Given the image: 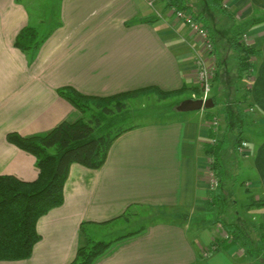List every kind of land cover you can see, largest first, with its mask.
<instances>
[{"label": "crops", "instance_id": "crops-1", "mask_svg": "<svg viewBox=\"0 0 264 264\" xmlns=\"http://www.w3.org/2000/svg\"><path fill=\"white\" fill-rule=\"evenodd\" d=\"M168 1L151 7L148 0H48L57 3L54 11L40 0H0V174L29 181L38 176L35 156L10 143L8 132L38 134L83 115L58 93L60 87L110 96L152 85L164 90L188 86L186 92L195 95L196 57L202 45ZM219 2L228 9L211 10L203 0L183 3L189 12L205 13V26L227 58L234 55L238 32L248 33L254 48L250 99L255 118L244 138L249 141L250 125L260 137L245 156L250 164L245 187L259 202L252 208L259 219L254 223L264 227V0ZM45 13L49 19L54 14L59 24L51 23L38 50L21 51L14 43L17 34L28 25L41 33L48 26ZM238 85L244 87V80ZM188 98L151 100L166 112L165 120L155 119L154 110L136 112L152 122L134 121L125 127L101 168L73 163L63 204L38 220L41 239L31 257L0 264H69L85 240L93 238L92 228L131 222V215L123 216L129 208L133 213L139 207L203 213L211 207L216 193L210 189L207 148L227 132L222 124L210 126L215 118L211 108L180 111L178 106ZM124 117L121 113L115 122ZM187 221L181 216L120 234L95 264H255L241 244L224 240L216 223L201 219L189 228ZM215 242L219 248L205 255L204 249Z\"/></svg>", "mask_w": 264, "mask_h": 264}, {"label": "trees", "instance_id": "trees-1", "mask_svg": "<svg viewBox=\"0 0 264 264\" xmlns=\"http://www.w3.org/2000/svg\"><path fill=\"white\" fill-rule=\"evenodd\" d=\"M168 2L169 5L183 10L189 9L183 3L184 0ZM203 2H208L206 4L211 10L225 9L219 0H203ZM190 13L206 25L204 12L194 9ZM238 33L232 47L235 50L234 55L228 58L220 53L218 41L212 39L215 50L219 51L220 58L218 60L217 56V62L222 70L216 73L217 92L212 98L215 105H225L221 111L225 116L227 133L221 139L214 138L216 141L210 143L207 148L213 160V168L220 180L218 193L211 197L210 205L217 207L219 213L215 221L222 222L230 234V238L223 237L224 240L230 243L238 242L255 264H264V227H261L263 232L254 238L252 229L258 227L255 223H251L248 229L250 223L247 222L246 231L241 228L243 225L240 221L241 227L236 224V219L239 218L238 200L234 198L230 200L229 194L233 195L234 190H231V193L227 192L226 187L234 160L232 153L238 154L237 148L244 140V133L248 124H251L250 118L255 111L250 99V85L254 77L252 65L254 48L242 41V35L246 32ZM46 36L47 33L41 34L37 27L28 25L20 30L14 43L17 48L28 54L38 50ZM228 52L229 49L227 50L229 55ZM240 80H244V87L238 85ZM188 88L184 86L180 89L164 90L152 85L110 96H98L84 94L73 86H63L58 88V93L71 102L83 114L82 116L65 119L53 128L38 134L22 135L17 131L8 132L9 142L35 156L38 176L29 181L13 174H0V261H17L31 257L35 244L41 239L37 229L38 220L51 209L63 204L64 187L73 163L93 169L101 168L105 164L113 142L125 131V128H120L113 133L111 128L121 113L123 114L127 109L128 99L155 93L158 99L163 100L182 95ZM194 89H198V86ZM92 107L98 110L90 111ZM88 111L91 112L89 118L86 116ZM257 204L259 205V202L252 201L246 207ZM129 212L130 208L123 216ZM158 217L162 221L171 220L161 213L157 215ZM159 219L153 222L161 221ZM83 228L84 225L81 226V231ZM135 233L137 232H131L129 235ZM118 240L87 238L78 248L76 258L69 264H95ZM215 244L218 245L217 242ZM218 248L219 245L216 249Z\"/></svg>", "mask_w": 264, "mask_h": 264}, {"label": "rangeland", "instance_id": "rangeland-1", "mask_svg": "<svg viewBox=\"0 0 264 264\" xmlns=\"http://www.w3.org/2000/svg\"><path fill=\"white\" fill-rule=\"evenodd\" d=\"M42 1H43L44 4L51 5V8L54 11L58 10V8L56 6V4H57L56 2L52 4V2H48V0H40V3ZM54 4H55V8H54ZM32 8L34 10V5L33 4H32ZM45 16H46L45 17L46 19H44V20H45V22H48L49 24L47 23L48 26H46L44 28V30L43 29L41 30L42 34H45L46 32H48V29H50L51 25L55 24V22L57 21L56 16L54 14L52 15L51 19L48 18V14L46 15V13H45ZM214 51H215V48H214ZM230 61L233 62L232 60H230ZM222 69H223V67H222ZM218 70L219 71L221 70V66L220 65H218ZM197 71H198V67L196 65V74H197ZM216 75L214 76L213 81L211 83V92L208 94V96L205 94L204 90L199 85L198 89H196V91H194L195 95H193V96H191L190 91H188V92H184L182 95L170 97V98L163 99V100H169V99L171 100V98H178V97H182V98L190 97V98H194V99L202 98L203 100H206V99H208L210 97L212 98V95H215L216 92H217L216 91V87H217V84H218L217 83L218 80H217ZM197 78H198V75H197ZM145 97H147L146 98V99H148L147 101H145ZM157 98L158 97H157V95L155 93H151V94H146V95H143V96H140V97H137V98L128 99L127 100V109L124 110L125 111L124 112V116L125 117L122 118L121 120H118V122L114 123V125L111 128L113 133L119 131L120 128L129 127L134 121L135 122L144 121L146 123V122H149V120L151 119L149 117H147V118L140 117L139 118L137 116L136 112H141L142 114H144V113H146V112H148L150 110H154L156 112L154 114L155 119H159V118H162L164 120L167 119V117L165 116L166 112L165 111L160 112V110L156 106V104L155 105L152 104L151 100L156 101ZM143 102H145V103H143ZM222 107L225 108V105L223 106L222 104H220L218 107L215 108V104H214V106H212L210 108L213 109L212 111L215 113L214 114L215 117L217 119H219V121H220L219 122V126H220V124H222L223 127H226L225 116L222 114L223 112L221 111ZM203 109H208V108H203ZM97 110L98 109L95 108V107H92L90 109V111H97ZM90 111L87 112V115H86L87 118L91 114ZM194 111H197V110H192L190 112H194ZM80 114H81V112H80ZM179 114H181V113H178L177 115H179ZM135 117H136V119H135ZM254 118H255V116H251V118H250V120L252 119V123H253L252 126L254 125ZM250 120H249V122H250ZM151 122H152V119H151ZM211 122H212V120L209 121L210 126H212ZM252 126L250 125L251 128L246 133V136L249 138V141H248V139L244 138L245 140L248 141L249 149L251 151H253V149H254L253 146L256 143V139L255 138L260 137V136L254 135L252 133L254 131V130H252L253 129ZM255 128H257V127H255ZM232 156H233L234 160L232 161L231 170L229 171L230 174H229V178L227 179L228 182H226V187L228 188L227 192L230 191V193H231V190H234V194L233 195H231L232 193L231 194L228 193L230 200H233V198L235 200L236 199L238 200L237 209L239 210V213H238L239 218L236 219V224H238L240 226V223H239V221H240L242 223V225H243L242 227L241 226L240 227L244 231H246L247 222L250 223L249 227H247L248 229H250L251 223H254L255 221L258 223V221H259V219H256V220L254 219V215L255 214L252 211L253 206L252 207H250V206L246 207L247 204H249L250 202L253 201V199H252L253 194H251V192L249 190H247L246 187H245L246 179H248V177H249L248 171H249L250 164H248V161L246 159L248 157H245V156H243V155H241L239 153L238 154L232 153ZM218 188H219V186H218ZM215 193L216 194L218 193V189H215ZM206 209L207 210H203V213H198L196 211H187V212L183 211V212H181L180 210H177V209L176 210L175 209H170L169 210V209H159V208H151V207H139L136 210V212L133 213L130 210V212L128 214H126V216H124V217H127L128 215H131V218H132L131 222H128V221L123 219V220H119L118 221L119 224L117 226H114V227L113 226H108V227H101L100 229L99 228H92V231H93L92 236H93V239L95 238V240L98 239V240H104V241H111L112 239H114L115 237L119 236L120 234H125L127 232H133V231L139 229L141 226H146L147 224L155 221L156 219H159V217H161V215L158 218H157V215L160 214V213L161 214H165L167 217H169V218H171L173 220L176 219L177 217H181V216L182 217H185V216L188 217V221L187 222H191L192 223V225H191V223H188L189 224V228L191 226H195L197 220H201V219H203V221H202L203 223L207 222V223H210L211 225H213V223L215 224L217 222L215 220L217 219V217L219 215V213L216 210L217 207H214L212 205L211 207L209 206V208H208L206 206ZM233 209H234V206H233ZM229 213H231V212H229ZM159 220H161V219H159ZM218 223L219 222H217L216 225ZM122 225H124V227ZM117 227H119V228H117ZM210 227H212V226H210ZM114 229H117V230H114ZM87 232H89V231H87ZM262 232H263V230L261 229V227H255L254 229H252V236L255 238L256 235H258V234H260ZM201 264H205V263L201 262Z\"/></svg>", "mask_w": 264, "mask_h": 264}, {"label": "built area", "instance_id": "built-area-1", "mask_svg": "<svg viewBox=\"0 0 264 264\" xmlns=\"http://www.w3.org/2000/svg\"><path fill=\"white\" fill-rule=\"evenodd\" d=\"M161 0H148V3L151 7H155L156 3ZM223 7L228 9V4L223 3ZM172 12L174 13L175 17L179 20L184 21L191 30L199 37L201 42L202 48L199 53H197L196 57V65L198 67L197 75H198V83L201 88L204 90L205 94L211 92V83L213 81L214 76L218 70V63H217V55L214 51V42L210 35L209 30L207 27L194 18V16L187 10H183L176 6H173ZM242 41L246 45H250L249 35L248 33H244L242 35ZM206 98V97H205ZM219 119L216 117L212 120L211 125L218 127L219 126ZM216 140L213 139L212 142L214 143ZM247 140H242L239 144L237 150L240 154L247 156L249 154V145ZM210 170H209V183L210 189L215 190L218 189L220 184L219 177L217 176L214 168H213V160L210 159ZM218 231L220 230L221 236L225 238H230V234L226 231L225 226L222 222L217 224ZM217 244L207 247L204 249V254L209 255V253L217 248Z\"/></svg>", "mask_w": 264, "mask_h": 264}, {"label": "water", "instance_id": "water-1", "mask_svg": "<svg viewBox=\"0 0 264 264\" xmlns=\"http://www.w3.org/2000/svg\"><path fill=\"white\" fill-rule=\"evenodd\" d=\"M214 100L213 98H208L206 100H203L202 98H188L183 100L180 105L178 106V109L180 111H192V110H200L203 108H210L214 106Z\"/></svg>", "mask_w": 264, "mask_h": 264}]
</instances>
